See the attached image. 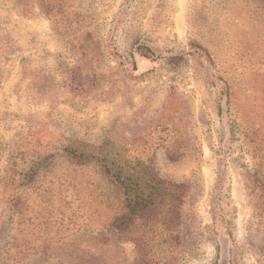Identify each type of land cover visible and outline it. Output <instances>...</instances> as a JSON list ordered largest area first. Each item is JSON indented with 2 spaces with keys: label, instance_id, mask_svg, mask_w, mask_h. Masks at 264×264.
<instances>
[{
  "label": "rangeland",
  "instance_id": "obj_1",
  "mask_svg": "<svg viewBox=\"0 0 264 264\" xmlns=\"http://www.w3.org/2000/svg\"><path fill=\"white\" fill-rule=\"evenodd\" d=\"M106 140L187 185L160 264H264V0H0V264H136Z\"/></svg>",
  "mask_w": 264,
  "mask_h": 264
},
{
  "label": "trees",
  "instance_id": "obj_2",
  "mask_svg": "<svg viewBox=\"0 0 264 264\" xmlns=\"http://www.w3.org/2000/svg\"><path fill=\"white\" fill-rule=\"evenodd\" d=\"M69 152L76 163L95 162L120 190L122 211L103 238L131 241L140 250L136 264H160L151 251V243L158 229L177 238L173 232L180 224L187 185L162 178L151 164L124 156L110 140L97 145L78 143ZM33 168L22 172V181L35 176ZM81 263L101 264L94 254L85 256Z\"/></svg>",
  "mask_w": 264,
  "mask_h": 264
}]
</instances>
